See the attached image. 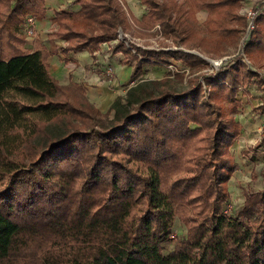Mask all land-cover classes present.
I'll return each instance as SVG.
<instances>
[{"label": "trees", "instance_id": "16d2710c", "mask_svg": "<svg viewBox=\"0 0 264 264\" xmlns=\"http://www.w3.org/2000/svg\"><path fill=\"white\" fill-rule=\"evenodd\" d=\"M240 1L140 0L135 23L211 54L247 25ZM71 4L78 10L55 12L48 34L66 41L63 53L92 54L128 29L119 0ZM44 5L0 0V264H264V185L224 212L242 128L236 95L254 75L241 56L264 50V2L243 52L198 77L196 66L208 64L198 54L118 41L131 76L172 58L193 77L186 86L168 75L140 79L106 112L80 84L58 82L43 46L24 48L26 18L43 16ZM175 218L183 235L171 236Z\"/></svg>", "mask_w": 264, "mask_h": 264}, {"label": "rangeland", "instance_id": "374dc122", "mask_svg": "<svg viewBox=\"0 0 264 264\" xmlns=\"http://www.w3.org/2000/svg\"><path fill=\"white\" fill-rule=\"evenodd\" d=\"M259 2L263 3L264 0H241L239 13L247 16L246 12L251 8L255 10ZM197 12L199 20L202 19L203 15L207 16V10L205 9L197 10ZM129 13L131 17L134 18L130 11ZM250 16H248V20L252 21L253 24V18L255 15L253 18ZM199 20L197 21L199 22ZM128 21V29H117V39L101 43L99 48L92 52V55L88 51L95 61L90 60L89 58L90 62L88 64L83 63L80 66L79 63H65V67L67 68L66 73L69 72V82L73 81L80 84L85 89V95L88 97V100L95 106H98L101 112L108 111V107L113 99L118 95H123L129 86L134 85L140 79H161L168 75V78L174 80L177 86H186L189 84L188 79L193 77L191 74L189 75V67H185V65L180 64L177 60L168 58L165 62L159 64H144L134 76L129 75L125 81L119 83L113 63L123 62L132 67L133 62L128 63L126 59L127 57L124 56L122 52L114 51L115 44L118 41L121 40L125 45L135 44L140 47L144 44L145 47L143 48L153 47L154 49H159L160 47L168 45H170V48L176 47L171 38H165L158 32L159 25L152 27L147 31H143L138 25L131 23V20L128 19ZM25 24L23 26V32L26 35ZM248 24L249 23L242 28L237 38L230 40L229 42H223L221 44L223 46L221 48L215 47V50H212L211 54L203 52L200 47H198V49L194 48V52L208 62L207 65L198 64L196 66L195 73L197 74V77L204 73L214 72L227 60H230L238 55V53L243 52L245 48L244 45L250 37L249 34L248 39L241 40L245 31H247L246 27ZM252 29L253 26L249 27L248 32ZM31 36H33V32ZM180 47L189 49L185 46ZM241 60L251 71L254 72V75L249 83L239 87L236 95L241 101L236 119L241 122L242 128L240 134L234 139L230 147V152L234 157L236 167L227 184L230 190L229 198L233 199L234 203H230L232 207H230L229 204H224V209L227 208L231 211H236L242 204L244 198L243 191L247 189L257 190L264 185V143L257 146V142L264 132V113H258L257 111L258 105L264 98V50H257L254 48L252 52H245V54H242ZM73 71L76 74L73 73ZM176 72L182 74V84L180 83V78L175 76V74H177ZM84 83L87 87L83 85ZM111 114L112 112H110V115ZM250 155L256 156L255 160L251 159ZM174 229L175 232L171 236H174V234L183 235L186 231L185 225L181 223L178 218H175ZM169 247L171 248V246L167 244V248Z\"/></svg>", "mask_w": 264, "mask_h": 264}, {"label": "crops", "instance_id": "0c3cea01", "mask_svg": "<svg viewBox=\"0 0 264 264\" xmlns=\"http://www.w3.org/2000/svg\"><path fill=\"white\" fill-rule=\"evenodd\" d=\"M72 1L73 0H45L44 15L35 17V22L33 24V36L27 37L25 35V45H24L25 49L34 50L37 46H43L49 52V55L47 57V61L49 63V71L62 85H65L69 82V75H68L69 72L66 73L67 68L65 67L66 62L73 64L79 63L80 66L83 63L88 64L90 62L89 58L90 60H94V58L91 56L92 54L90 55L88 51H81L76 53L75 52L63 53L60 49L66 44V41L64 39L53 38L48 36V34L56 28V24L52 22V17L54 16L55 12H59V11L71 12L78 10L79 5L71 4ZM119 1L121 2L123 8L125 9L128 19L131 20V23L136 24L135 19H140L145 12L144 5L140 2V0H119ZM129 11L132 13L134 18L131 17ZM197 13L198 12L196 11L195 17L197 20H199L197 17ZM205 18L206 15H203L202 19H200L199 22H203ZM155 26H158V24L154 25L153 27ZM143 31H147V30L143 29ZM158 32L161 34L160 31ZM142 47H145L144 44H142ZM148 48H153V47H148ZM160 48L170 49V47H160ZM174 48L197 54L196 52H194L195 49H184L180 46L173 47L172 49ZM113 65L115 66L119 83L125 81V79H127L131 73V69H132L131 65L127 63L125 64L123 62H118V63L114 62ZM73 73L75 72L73 71ZM83 85L86 86L85 83Z\"/></svg>", "mask_w": 264, "mask_h": 264}, {"label": "built area", "instance_id": "2783aa9c", "mask_svg": "<svg viewBox=\"0 0 264 264\" xmlns=\"http://www.w3.org/2000/svg\"><path fill=\"white\" fill-rule=\"evenodd\" d=\"M255 13H256V9L253 10V8H251L250 10H248V11L246 12V15H247L246 17L248 18V16L252 15V16H250V17L253 18V16L255 15ZM34 22H35V17H33V16H28V17L26 18L25 29H26V35H27V36H31V34H32V32H33V24H34ZM248 23H249V24H248V26L246 27V30H247V31H245V33L243 34L241 40H246V39L248 38V35H249V32H248L249 27H252V26H253L252 21H249ZM245 34H246V35H245ZM231 202L234 203V200L231 199ZM231 202H230V203H231ZM230 203H229V206L231 207ZM224 212H225L226 214H228V213L230 212V210L227 209V208H225V209H224Z\"/></svg>", "mask_w": 264, "mask_h": 264}]
</instances>
